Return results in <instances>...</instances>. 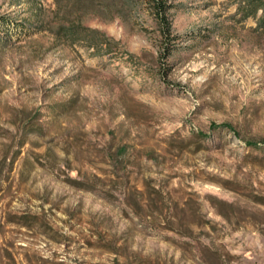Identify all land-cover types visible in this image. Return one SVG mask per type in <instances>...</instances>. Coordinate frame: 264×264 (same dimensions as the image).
Returning a JSON list of instances; mask_svg holds the SVG:
<instances>
[{
  "label": "rangeland",
  "instance_id": "374dc122",
  "mask_svg": "<svg viewBox=\"0 0 264 264\" xmlns=\"http://www.w3.org/2000/svg\"><path fill=\"white\" fill-rule=\"evenodd\" d=\"M166 1L168 56L147 9L87 17L97 54L39 29L54 0H0V264H264V29Z\"/></svg>",
  "mask_w": 264,
  "mask_h": 264
},
{
  "label": "trees",
  "instance_id": "16d2710c",
  "mask_svg": "<svg viewBox=\"0 0 264 264\" xmlns=\"http://www.w3.org/2000/svg\"><path fill=\"white\" fill-rule=\"evenodd\" d=\"M31 1V0H26ZM237 14L240 20L254 18L257 21V29H264V0H236ZM56 8L52 18L41 20L39 29L49 31L55 37L64 39L72 44H80L87 48H93L97 54L108 53L115 46L119 45V40L108 36L99 28L88 26L85 19L89 16H98L106 21L116 18L129 19L133 13L140 9H147L155 18L159 28L162 41L160 51L165 56L170 55L175 47L177 36L173 34L172 23L168 15L171 8L166 0H54ZM261 12V14H260ZM2 20L3 18L0 17ZM5 22V21H4ZM36 116L29 119L31 131H41ZM224 127L227 125H223ZM218 126L213 124V128ZM42 132V131H41ZM205 136V134H203ZM23 142L20 143V145ZM256 145V142H247ZM19 150L17 151V153ZM1 173V171H0ZM82 183V182H79ZM133 205L140 207V199L143 192L135 190ZM156 195H161L159 190L154 189ZM110 251L119 253L115 246H106Z\"/></svg>",
  "mask_w": 264,
  "mask_h": 264
}]
</instances>
